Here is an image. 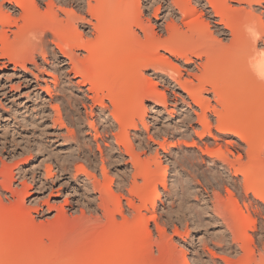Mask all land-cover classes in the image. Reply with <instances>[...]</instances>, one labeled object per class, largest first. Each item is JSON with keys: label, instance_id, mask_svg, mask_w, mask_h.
I'll return each instance as SVG.
<instances>
[{"label": "rangeland", "instance_id": "obj_1", "mask_svg": "<svg viewBox=\"0 0 264 264\" xmlns=\"http://www.w3.org/2000/svg\"><path fill=\"white\" fill-rule=\"evenodd\" d=\"M55 1L59 6L71 7L60 0ZM153 1L141 0L140 10L147 23V34L154 32L167 37L168 34L163 28L164 21L169 20L165 18L168 14L167 3ZM47 2L49 3V0H39L40 10L47 8ZM202 3L204 0H201ZM229 4L233 7L248 8L236 2ZM157 7L155 17L154 9ZM251 8L259 20L254 18V22L250 23L247 29L253 28L263 34L264 3L254 4ZM59 14V17H64L62 13ZM177 16L180 17L175 13V18ZM258 24L261 27H258ZM179 26L184 30L182 23H179ZM203 29L206 30L205 27ZM210 31L213 38L222 41L229 38L228 35L219 36L214 27H211ZM53 38L56 39L50 34L45 41L50 49L58 53L52 42ZM262 39L259 41V47L264 46V36ZM50 53L51 51L47 52L44 60L40 55L36 56L38 70L26 63L27 68L38 73L40 79L45 77L50 95L45 92L46 85L42 80L38 81L41 84H38L39 87L29 74L22 75L19 67L14 68L6 60L0 59V169L4 170L1 171L4 174L13 172L11 184L15 190V195L10 197L6 193L7 198L2 197V200L9 204L8 208L17 209L21 204L23 191L27 190L29 194L24 195L25 206H37L39 209V212L30 210L31 222L24 224L31 230H28L31 234H28L31 238L29 249L39 252V256L38 252L33 253V264H73L78 250L91 240L94 233H103L112 227L107 224L98 205L100 196L106 197L108 188L120 199L128 220L143 214L147 221L149 234L145 232L142 233L145 237L142 234L140 237L141 240H148L142 241L145 251L139 264H183L184 255L188 264H225L226 260L233 261L234 264H244L245 260L247 264V257L252 253L255 258L262 253L264 204L257 201L256 206L245 205L247 202L245 190L241 185V169H249V173L244 172L262 186L264 166H258L257 162L251 159L246 160L247 144L240 140V137L230 132H218L215 116L206 111L211 122L209 126L200 117L203 109L200 111L197 99L194 98L196 101H193L192 97L182 92L165 74L146 69L143 72V83L151 82L150 87L163 94L162 100L165 104L148 98L143 99L142 105L133 100L129 101L130 108L133 107L136 129H127L130 142L116 144L120 134L108 111L101 112L93 106L86 86L78 85L79 79L67 72L66 69L70 66L56 64ZM84 54L86 53L79 52V55ZM160 54L168 57L169 60L164 61L165 64L170 61L169 66L174 72L178 71L182 81H197L191 74L198 73L194 67L196 61L199 62L198 59H194L195 63H188L162 50ZM43 71L49 73H42ZM224 90L216 94L203 93V104L209 108L215 107L221 114L228 112L231 117L236 112L226 102L228 99L225 100L223 96ZM105 103L109 105L107 100ZM141 114L144 116L143 121ZM234 118L243 134L245 128L242 125H264L263 111L246 110L240 117ZM129 143L134 149L133 153L141 159L140 163L144 164L142 167L153 172L152 177L156 179L154 185L152 182L146 184L140 177H137L135 185H132V166L127 155V148L130 150ZM262 149L264 160V142ZM221 153L227 154L232 160L241 157L243 161H248L243 164V168L234 164L241 168V173L236 172L237 178L233 176V166L222 165L215 159ZM97 179L99 185L94 190L91 182ZM162 180L165 185H162ZM132 186H135V189L133 187L130 192ZM230 194L234 199L229 205ZM247 194L252 197V193ZM139 197H142V201ZM126 198H131L140 205L136 210L139 213L128 211ZM46 201L52 205L51 208L45 206ZM234 201L237 202L236 205ZM215 202L219 204L218 211L214 210ZM236 207L239 208L237 214L234 213ZM236 215H239V218ZM223 217L228 218L224 220ZM115 219L118 222L123 220L120 215H116ZM225 221H229L228 226L231 227H227ZM140 222L142 223V218L138 220V225H141ZM232 237L237 239L238 244L240 240L244 246L248 244L243 247L247 252L242 251L240 245L235 246L236 239L234 241ZM100 247L103 248L101 245ZM101 250L105 253L102 254V251L99 254L101 256L95 255L92 261L86 256L83 264H101L102 256L107 255L109 249ZM14 251L15 248L9 245L4 251L5 257Z\"/></svg>", "mask_w": 264, "mask_h": 264}, {"label": "bare ground", "instance_id": "obj_2", "mask_svg": "<svg viewBox=\"0 0 264 264\" xmlns=\"http://www.w3.org/2000/svg\"><path fill=\"white\" fill-rule=\"evenodd\" d=\"M154 1L162 4L167 3L166 12L168 14L165 18H168L170 22H167L169 20L164 21L165 25L163 26L168 34L167 37L166 35L162 37V35L154 32L150 35L147 34V23L142 18V11L140 10L141 0H60L65 5L71 6L70 8L57 5L55 0H49L46 5L47 8L43 10L39 8V0H0V59L6 60L14 68L19 67L23 72L22 75L29 74L36 85L39 84V80H42L46 85L44 86L46 87L45 92L50 95L45 77L40 79L39 74L33 72V69L27 68L26 63H30L31 67L38 70V65L35 62L36 56L40 55L44 60L47 52L51 51L56 64L60 66L69 65V69H66L67 72L74 74L79 79L77 80L78 85L86 86V90L90 92L88 97H90L92 105L101 112L108 111V115L117 124L120 132H118L120 135L114 133L119 138L116 144H125V141L130 142L127 129H136L137 123L134 121L133 107L130 108L129 101L133 100L142 105L143 99L148 98L154 102H164L165 104V101L162 100L163 94L156 88L150 87L151 82L150 84L148 82L143 83L145 80L144 70L151 69L154 72L163 73L175 82L182 92L192 97L193 101L197 99L201 108L200 111L203 109L200 112V117L204 122L211 123L206 111L212 112L217 123L216 130L224 133L230 132L240 137V140L247 144L245 153L248 159L246 160L250 161L251 159L257 162L258 166H264L262 156L264 125L259 127H254L251 123V126L249 124H246L245 127L242 125L245 128L243 134L234 118V116L240 117L246 110H258L264 113V46H258L259 41L263 40L264 33L261 34L253 28L247 29L248 25L258 17L254 14L252 5H260L264 3V0H204L202 4L201 0ZM229 2L244 4L248 8L245 6L233 7ZM136 6L138 7L136 8ZM157 10L158 7L154 9L155 17ZM59 12L64 17L60 16L62 17L60 18ZM175 13H178L180 17L175 18ZM179 23L184 25V30L180 28ZM260 23L263 24L264 22L260 21ZM259 25L258 27H261ZM204 27L206 30L203 29ZM211 27H214V31L219 36L228 35L229 38L226 41L213 38L210 31ZM50 34L56 38H53L52 42L57 47L58 53L50 49L45 41V38ZM262 43L264 44V42ZM160 50L176 59H184L188 63H195L194 59H198L199 62L196 61L194 66L198 73L191 74L197 81L194 82L192 79L182 81L178 71L174 72L169 66L171 62L165 64L164 61L169 59L160 54ZM81 51L86 54L79 55ZM42 73L48 74L49 72L43 71ZM223 89H225L223 96L225 100L228 99L226 102L236 112L234 116L230 117L228 112L221 114L220 110L218 111L215 107L209 108L208 105L203 104V93L216 94ZM105 100L109 102V105L105 103ZM143 117L141 114L142 121ZM200 117L198 115L197 118ZM261 132L263 133L261 134ZM212 136L214 135L212 134ZM129 148L130 150L127 148V155L132 166V185H135L137 177H140L146 184L152 182L151 184L154 185L156 179L152 177L153 172L145 170L142 167L144 164L140 163L139 156L133 153L132 150L134 149L131 146ZM211 152L213 151L211 150ZM222 153L217 155L215 159L222 165L233 166L232 169L235 172H233V176L237 178V173L248 161H243L240 159L241 157H238V160H232L227 154ZM212 162L215 163V161ZM255 162L254 164H256ZM234 164L241 165V168L234 166ZM2 170L0 169V192L3 195L0 193V264H33V253H37L38 250L29 249L28 244L31 238H29L28 230L30 229L24 224L31 222L30 210L39 212V209L37 206L35 208L25 206L24 195L29 194L25 189L20 206L17 209L8 208L9 204H6L2 197L7 198L6 193L10 197L13 196L15 190L11 182L14 174L12 171L4 174L1 172ZM248 170L246 169V171ZM244 171L245 169L243 171L241 169L243 172L241 185L246 193L245 200L247 203L245 205L253 204L256 206L257 201L264 204V185L260 186L258 181L249 178V174L247 175V172ZM162 182V185H165L164 180ZM91 185L96 190L97 185H99L98 179L92 181ZM133 187L135 189V186H132L130 192L133 191ZM248 192L252 193L251 198L248 196ZM116 196L111 188L107 189L106 197L100 196L99 208L107 224L112 227L103 233H94L91 240L83 244L78 250L73 264H83L86 256H89V261H92L95 255L101 256L99 254L103 248L105 250L108 248L109 251L106 253L107 255H104L106 257L102 256L103 259L100 257L102 259L101 264H139L142 253L145 251L144 243H142L144 239L141 240L140 236L148 231L147 221L143 214L140 217L134 216L133 220H128L120 199ZM142 197H139L141 198L140 201H142ZM230 197L231 200L228 199L229 205L234 199L231 194ZM126 199L128 211L136 212L140 205L131 198ZM153 202L154 200L151 204ZM236 203L234 201L235 205ZM215 204L216 202L213 205L214 210L217 209L218 211L217 205L219 204L216 206ZM221 205L223 206L222 203ZM45 206L48 209L52 207L48 201L45 202ZM237 207L234 208L236 214L239 211ZM257 207L259 208V206ZM116 215H120L123 220L121 222L116 221ZM237 217L239 218V215ZM141 218L142 223L140 222L141 225H138V220ZM225 222L227 227H231L228 226L229 221ZM142 235L145 237L144 234ZM233 239L235 241L236 238ZM240 241L238 244L236 239L235 246L240 245L241 250L246 251L247 249L243 247L248 244L244 246V243ZM9 245L14 247L15 251L5 257L4 251ZM262 248L263 251L258 254L257 258L254 257L253 253L251 254L252 257L251 255L247 257V264H264V244ZM104 253L105 251L102 252V254ZM40 258L41 256L39 261ZM100 258L98 257V259ZM232 262L226 260L225 264H234ZM243 262L245 264V260ZM183 264H188L185 255L183 256Z\"/></svg>", "mask_w": 264, "mask_h": 264}]
</instances>
